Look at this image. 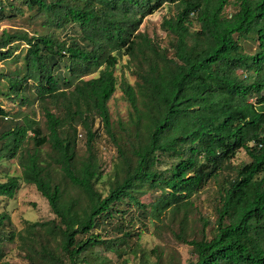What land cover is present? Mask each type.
<instances>
[{"label": "trees", "instance_id": "trees-1", "mask_svg": "<svg viewBox=\"0 0 264 264\" xmlns=\"http://www.w3.org/2000/svg\"><path fill=\"white\" fill-rule=\"evenodd\" d=\"M165 5L174 8L161 23L167 45L140 29ZM27 10L41 27L0 30V62L17 64L0 66V98L27 103L23 92L33 89L47 131L29 116L4 124L0 100V166L17 158L22 167L21 176L0 181V196L14 198L23 180L55 216L18 233L0 213V261L3 242L19 238L30 264H113L105 251L137 253L148 220L187 211L224 175L215 226L208 231L202 218L190 238L186 213L174 232L192 247L186 264H264V0H0V20ZM125 55L134 84L116 74ZM118 87L130 111L116 126L109 102ZM97 118L122 170L106 194L97 187ZM241 149L250 160L233 164ZM149 191L158 196L146 204ZM144 264L165 261L159 254ZM167 264L182 263L173 256Z\"/></svg>", "mask_w": 264, "mask_h": 264}, {"label": "rangeland", "instance_id": "rangeland-1", "mask_svg": "<svg viewBox=\"0 0 264 264\" xmlns=\"http://www.w3.org/2000/svg\"><path fill=\"white\" fill-rule=\"evenodd\" d=\"M174 8L171 5H165L156 12L147 15L140 29L148 33L151 37L156 38L162 42L163 45H167L169 37L166 32L161 28V23L163 17L173 13ZM38 24H34L29 18L28 10L24 16H18L15 18H3L0 20V30L6 28L9 30H25L29 32H34L35 29L39 28ZM61 37H65L69 30L58 31ZM244 46L249 51H253L255 44L250 40H242ZM19 61L18 64H20ZM17 64L11 61H2L0 66L5 70L14 69ZM129 57L127 55L123 56L118 65L116 74L119 78L125 77L132 84L136 81V76L132 74L129 68ZM98 74L97 72L93 75ZM29 99L27 103H21V100L17 97L8 98L3 97L2 104L5 109L9 112L8 117L4 118V124H10L13 120H21L24 116L32 117L39 121V124L43 127L44 132H46L45 118L40 106V103L36 101V95L33 89H29L23 92ZM110 110L112 113V119L117 126L118 120L127 121L130 111V105L128 100L123 95L120 87L113 95L109 102ZM94 129L98 131V136L96 138V147L99 154V158L103 163L104 175L97 187L107 193L111 182H113L118 176L122 175V170L120 168L119 158L117 157V147L115 142L106 134L102 123L99 118L96 119ZM83 133V137L79 136V133ZM31 133V132H30ZM85 143H86V131L79 126L78 130V153L80 158L85 153ZM44 152L49 151V147L45 145L43 147ZM250 158L246 154L244 149H241L236 157L233 159V164H240L241 162L249 161ZM228 173V171H227ZM10 175L21 176L22 167L19 164L17 158L11 160H5L0 166V181L6 180ZM224 175L220 177V182L217 180H212L208 185L196 193L193 198L194 205L190 207L187 211L173 215L167 214L164 216V220L155 221L148 220V229L143 230L141 239L138 242L137 253L129 252L124 255V257L119 258L114 253L105 251L104 254L113 258V264H144V260L149 258L150 261L155 262L158 259V255L161 254L164 257L165 264L169 262V258L173 257L178 262L186 264L190 259H192V247L191 245L180 241L175 235L179 228L181 221L184 219L186 213L188 214L187 223V233L188 236L192 237L193 230L201 228L204 220L209 221L208 231H210L215 226V221L217 218L216 214V204L218 190L220 188L221 182ZM72 194H76L75 189H71ZM158 192L149 191L141 197V201L149 204L151 201L156 199ZM6 212L10 216L11 225L7 227L8 229L15 230L18 233H22L28 221H43L53 218L55 215L51 210L48 200L38 191L34 184H29L21 181L20 188L18 189L14 198H7L0 196V213ZM140 224L137 223V226ZM2 246L6 252L4 259L0 261V264L8 261L11 264H30L28 260L25 259L23 251L20 249V240L17 238L15 241H4Z\"/></svg>", "mask_w": 264, "mask_h": 264}, {"label": "built area", "instance_id": "built-area-1", "mask_svg": "<svg viewBox=\"0 0 264 264\" xmlns=\"http://www.w3.org/2000/svg\"><path fill=\"white\" fill-rule=\"evenodd\" d=\"M79 136H80V137H83V133L80 132V133H79Z\"/></svg>", "mask_w": 264, "mask_h": 264}]
</instances>
